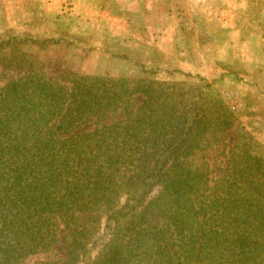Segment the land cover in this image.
Instances as JSON below:
<instances>
[{
    "label": "trees",
    "instance_id": "1",
    "mask_svg": "<svg viewBox=\"0 0 264 264\" xmlns=\"http://www.w3.org/2000/svg\"><path fill=\"white\" fill-rule=\"evenodd\" d=\"M15 41L0 40V64L29 55ZM148 73L68 85L31 70L0 87V264L51 246L61 224L63 264H264V145L241 133L212 178L206 150L236 114L202 75Z\"/></svg>",
    "mask_w": 264,
    "mask_h": 264
},
{
    "label": "rangeland",
    "instance_id": "2",
    "mask_svg": "<svg viewBox=\"0 0 264 264\" xmlns=\"http://www.w3.org/2000/svg\"><path fill=\"white\" fill-rule=\"evenodd\" d=\"M92 1L0 0V40L16 38V48L29 54L18 55L13 67L0 64V87L31 70L68 85H71L74 73L141 76L146 68L150 72L147 75L154 78L193 81L197 78L186 73L202 75L211 82V92L221 97L237 117L226 140L206 150L211 177L217 179L225 174L228 158L224 151L229 153L241 133L249 130L261 142L258 132L264 128V0L242 4V0H236L235 6L229 0H191V3H199L202 13L214 21L204 23L185 18L181 23V32L187 34L189 45H192V37L197 35V31L203 37L194 40L204 42L215 40L207 38L209 34H206L215 25L221 26L222 33L230 31L228 24L233 19V10L237 15L238 27L242 30L239 38L236 36L230 40L228 36H221V59L218 60L216 54L206 57L207 62L216 61V70H208L206 65L201 72L181 65V61L197 65L200 57L197 53H140L142 49L147 50L145 46L149 47L153 38L147 32L142 9L136 13L132 11L137 8L133 0L130 3L128 0H102L104 8L96 7L97 4L93 6ZM177 5L182 3L178 2ZM186 8L192 7H181L184 11ZM117 15L124 16L127 22L116 20ZM114 23L119 27L128 24L130 30L127 33L120 30L118 33L113 28ZM20 39L27 42H20ZM31 39L40 42H32ZM52 39L54 42H51ZM42 41L44 44H41ZM5 51L12 50L8 47ZM134 103L138 105L140 99ZM122 117L123 112L119 111L106 120L90 123L86 128L95 129ZM158 190L156 187L151 195ZM125 201L126 196H123L122 203ZM102 215V226L98 229L97 237L105 228L106 214ZM71 241L70 229L61 224L56 241L27 257L22 264H63L67 260ZM97 252L98 249L94 250L92 255Z\"/></svg>",
    "mask_w": 264,
    "mask_h": 264
},
{
    "label": "crops",
    "instance_id": "3",
    "mask_svg": "<svg viewBox=\"0 0 264 264\" xmlns=\"http://www.w3.org/2000/svg\"><path fill=\"white\" fill-rule=\"evenodd\" d=\"M79 1V0H78ZM132 0H128L127 2L130 3ZM137 4V8L132 10L136 13L142 9L143 15H145L144 20L146 19L145 23L147 27V32L153 38L152 42L150 43L149 47L145 46L147 50L142 49L140 53H160V54H175L179 53L184 55H189L191 52L199 54V61L196 62L197 65L183 62L181 61V65L183 67H188L191 70H197L201 72L203 70V66L206 67L208 65V70H216L217 65L216 61H209L207 62L206 57L210 54H216L217 59H221L222 56V45L220 38L222 35L228 36L230 40L242 36V30L238 27L237 24V15H235V10H233V19L231 23L228 24L230 27V31L222 33L221 26H213L209 32L207 38H214L215 40H211L209 42H204L203 40H194L195 38H201L199 32L197 31V35H195L194 39H192V45H189L187 34L181 32V23L185 18H191L193 21L198 22H206V21H214L207 17L205 14L202 13L200 10L199 3H191V0H133ZM122 2V1H121ZM180 2L182 5H177ZM232 6H235L236 0H229L228 1ZM243 3H253L254 1L249 0H242L241 4ZM96 7L104 8L102 0H93L92 5ZM123 7H125L126 2L123 3ZM135 5V4H134ZM211 6H214L212 2H210ZM192 7L186 8V10H182L181 7ZM195 6H197L195 8ZM231 7V6H230ZM229 7V8H230ZM211 8V7H209ZM105 13L107 10H104ZM102 10V12H104ZM141 11V12H142ZM189 12V13H188ZM108 13V11H107ZM184 14L186 15L184 17ZM110 16V15H109ZM89 16H87L88 18ZM94 17V15H93ZM116 20H125L124 16L117 15L115 16ZM216 20V19H215ZM236 21V22H235ZM115 22V21H114ZM127 22V21H126ZM115 25L113 28L117 30L119 33L120 30H125L124 33H127L130 30V25L125 24L124 26L119 27ZM257 31H261L259 28H256ZM262 32V31H261ZM205 34V35H206ZM259 35V34H258ZM231 42H229V45ZM208 50V51H207ZM259 139L264 144V128L258 132Z\"/></svg>",
    "mask_w": 264,
    "mask_h": 264
}]
</instances>
